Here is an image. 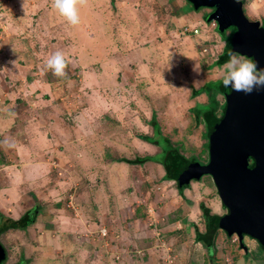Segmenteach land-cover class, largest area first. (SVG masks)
I'll use <instances>...</instances> for the list:
<instances>
[{"label":"rangeland","instance_id":"obj_1","mask_svg":"<svg viewBox=\"0 0 264 264\" xmlns=\"http://www.w3.org/2000/svg\"><path fill=\"white\" fill-rule=\"evenodd\" d=\"M239 1L263 24L264 0ZM23 3L0 0V196L9 202L0 208L21 219L26 195L40 213L37 224L0 237L6 264H264L248 237L249 254L224 231L213 256L196 242L202 202L227 213L210 176L181 196L162 166L121 162L160 154L143 139L155 136L152 121L184 157L209 161L205 122L192 112L206 97L194 92L223 76L214 64L225 42L206 21L208 9L185 0H88L71 26L51 0ZM88 17L107 30L101 51L80 60V48L99 42L82 33ZM56 51L70 61L66 78L45 66Z\"/></svg>","mask_w":264,"mask_h":264},{"label":"water","instance_id":"obj_2","mask_svg":"<svg viewBox=\"0 0 264 264\" xmlns=\"http://www.w3.org/2000/svg\"><path fill=\"white\" fill-rule=\"evenodd\" d=\"M187 1L196 10L214 8L207 22H217L223 40L231 29L229 54L235 52L264 69V24L248 19L243 1ZM223 94L228 102L223 118L207 122L209 162L190 163L180 157L177 182L184 193L203 177L212 178L227 210L217 228L237 236L247 254L246 237L264 246V88L245 94L223 87ZM37 221L33 217L29 227ZM6 261L7 251L0 244V264Z\"/></svg>","mask_w":264,"mask_h":264},{"label":"trees","instance_id":"obj_3","mask_svg":"<svg viewBox=\"0 0 264 264\" xmlns=\"http://www.w3.org/2000/svg\"><path fill=\"white\" fill-rule=\"evenodd\" d=\"M229 49H230V38L228 40L227 47L224 48L223 53L221 54L217 62H215L214 64L215 66H221V65L223 66L229 60L230 58ZM211 84H206L205 87L199 90H195L194 92L195 96L200 95V93L202 92H208L210 100H211V102L207 105L197 104V106L193 108L192 112L194 113L197 121L203 120L206 123L211 118L216 117L215 112L217 110V101L215 99V92L212 91ZM220 85H221L220 86L221 88L219 87L220 88L219 91L223 93V87H224L223 83L221 82ZM152 126L155 129V136L154 137H143V139L150 144L152 143L160 147L162 151L161 156L136 158L135 160L126 159V160H122L121 162H125L131 165H144L147 162H157V163H160L164 167L166 171V174H165L166 180L168 181L177 180L178 179L177 166L181 162L180 157H182L185 161H188V162H195L197 160L194 159V160L189 161L182 154H180L179 149L172 146L171 141L168 138L162 136L160 132V127L157 124V122L152 121ZM207 147L209 149V143L207 144ZM178 189H179L180 194L183 195V188L178 187ZM201 211L203 213L206 230L204 233H201L199 230H197L195 234L196 235L195 239H196V242L204 244L207 247V249L211 248V250H208V251H210L213 256L212 247L214 246L215 237L220 231L217 228V224H218L219 217L221 215L211 214L210 209L207 208L204 204H201ZM39 213H40V207L36 206L35 208L29 210L19 220L6 218L3 214H0V237L10 230H24L28 228L29 223L32 222L33 217H37ZM0 244L2 243L0 242ZM19 264H25V263L23 262Z\"/></svg>","mask_w":264,"mask_h":264},{"label":"clouds","instance_id":"obj_4","mask_svg":"<svg viewBox=\"0 0 264 264\" xmlns=\"http://www.w3.org/2000/svg\"><path fill=\"white\" fill-rule=\"evenodd\" d=\"M88 0H51V5L71 26L81 23L80 8L87 5ZM25 9V0L23 3ZM13 51L15 49L13 48ZM229 60L223 65V86L236 92L251 94L254 90L264 88V69L258 68L256 63L245 59L233 52L229 54ZM70 61L63 51H56L45 61L47 69L58 78H66L65 71ZM196 70V69H194Z\"/></svg>","mask_w":264,"mask_h":264},{"label":"flooded vegetation","instance_id":"obj_5","mask_svg":"<svg viewBox=\"0 0 264 264\" xmlns=\"http://www.w3.org/2000/svg\"><path fill=\"white\" fill-rule=\"evenodd\" d=\"M185 2H188L187 0H185ZM188 4H190L191 6H193L191 3H189L188 2ZM189 6V5H188ZM189 8H190V6H189ZM194 10H196L194 7H192ZM206 10V9H208L207 10V13H208V16H207V18L211 15V14H213L214 12H215V9L214 8H200V9H198V10H196L197 12H199V10L200 11H202V10ZM206 13V14H207ZM206 14L205 15H201V17H203L204 18V20H205V17H206ZM204 20H201V21H203L204 22ZM206 21H207V19H206ZM201 23V22H200ZM207 23V22H206ZM212 24H214L213 25V27H214V29H216V31L218 32V34L220 35V33H219V31H218V24H217V22L216 21H213L212 22ZM263 24H264V21H263ZM230 33H231V29L230 30H228L227 31V33H226V38H225V40H224V42H225V46H224V48L225 47H227V45H228V40H229V38H230ZM223 81V76L221 77V78H217V79H211V80H208L207 82H205L204 84H203V86L201 87V88H203V87H205L206 86V84H211V88H212V91H214L215 92V99H216V101H217V110H216V112H215V116L217 117V118H223V116H224V114H225V111H226V109H227V104H228V102H227V99H226V97H225V95L221 92V91H219L220 90V84H221V82ZM219 83V84H218ZM220 87V88H219ZM200 88V89H201ZM199 90V89H198ZM211 90V89H210ZM218 90V91H217ZM204 96V97H206V102H203V103H199L200 105H207V104H209L210 102H211V100H210V97H209V93L208 92H202V93H200V95H198V96ZM219 96H222L223 97V99H224V102H221L220 101V99H219ZM197 97V96H196ZM205 127H206V137H208V132H207V122L205 123ZM208 139V138H207ZM208 143H209V141H208ZM152 144V143H151ZM153 146H156V145H154V144H152ZM160 148V147H159ZM161 149V148H160ZM208 152H209V149H208ZM161 153H162V151L160 152V154L159 155H157L156 157H158V156H161ZM181 154V153H180ZM186 158V157H185ZM188 159V158H187ZM189 161L190 160H194L193 158L192 159H188ZM195 162H199V160H197V161H195ZM209 162V161H208ZM207 162V163H208ZM153 163H155V164H158V165H160V166H162L160 163H157V162H153ZM190 163H194V162H190ZM201 163V162H200ZM204 164V163H203ZM206 164V163H205ZM163 167V166H162ZM164 168V167H163ZM165 170V169H164ZM166 172V171H165ZM205 177H208V176H205ZM205 177H203L202 179H201V181L205 178ZM173 182H176L177 183V187H178V182H177V180H172ZM201 181H199L198 183H200ZM179 190V189H178ZM184 194V193H183ZM181 196H183V195H181ZM201 204H204V202H202ZM201 204H200V210H201ZM205 206H206V204H204ZM222 206H223V204H222ZM207 208H209L208 206H206ZM210 209V212H211V214H214V213H212V210H211V208H209ZM202 212V211H201ZM203 214V213H202ZM248 239H251V240H254V241H256L257 242V244H258V247L261 249H263V251H259V254H264V246L258 241V240H256V239H254V238H252V237H248ZM246 245V244H245ZM247 246V245H246ZM248 247V246H247ZM249 249V248H248ZM250 251V250H249ZM248 251V253L247 254H249L250 252ZM3 264H6V262H4Z\"/></svg>","mask_w":264,"mask_h":264},{"label":"crops","instance_id":"obj_6","mask_svg":"<svg viewBox=\"0 0 264 264\" xmlns=\"http://www.w3.org/2000/svg\"><path fill=\"white\" fill-rule=\"evenodd\" d=\"M92 1V0H91ZM88 18H90V22H84L85 23V29H83V26H82V33L85 35V38L87 39V40H93V39H95V38H99V37H101V35L99 34V33H101L102 31H105V30H107V29H102V31L101 32H98L97 31V29H96V27H90V25L93 23V20L91 19V17H88ZM201 20V19H200ZM200 23V22H199ZM101 42V38H99V42H97V43H95V44H91V43H86V45H85V48H80L79 49V51H77V53H79V56H80V60H81V55L85 58V59H87V60H89V59H93L94 58V56L97 54L95 51L96 50H99V51H101V49H99L97 46V44H99ZM93 45H95V46H93ZM91 47V50L89 49ZM88 51H92L91 53H89ZM93 52H94V54L95 55H93ZM104 52H105V50H104ZM91 64H93V63H91ZM30 173H33V172H30ZM45 179V178H44ZM46 180V179H45ZM197 184H199L198 182H197ZM34 187L33 188H35L36 187V189L38 188V185L36 184V185H33ZM27 191L26 192H32V191H30V189L28 190V189H26ZM39 194L41 195L42 193H40L39 192ZM43 195V194H42ZM39 198H41V196L39 197ZM25 200H27V203H28V208L27 209H25L24 210V213L25 212H27V211H29V210H31V209H33L34 208V206H35V204L33 205V202H34V199H33V202L31 201V198H29V196H26L25 195ZM205 201V200H204ZM207 201V200H206ZM206 203V202H205ZM6 204H9V202L3 197V196H0V207H4ZM207 206L209 205V204H206ZM208 207H212V206H208ZM216 207V206H215ZM0 213H5L3 210H1V208H0ZM216 214H218L217 212H216ZM4 215H6V216H8V214H4ZM20 216H22V215H20ZM10 219H14V220H19V217H15V216H8ZM205 230H206V227H205V222H204V224H202L201 225V228H200V231H203L202 233H204L205 232ZM9 232V231H8ZM221 232V230L218 232V233H220ZM220 235V234H219ZM252 247V246H251ZM254 247V246H253Z\"/></svg>","mask_w":264,"mask_h":264},{"label":"built area","instance_id":"obj_7","mask_svg":"<svg viewBox=\"0 0 264 264\" xmlns=\"http://www.w3.org/2000/svg\"><path fill=\"white\" fill-rule=\"evenodd\" d=\"M184 30H185V33L192 32V29H189V28H185ZM193 33L194 34H199V30L196 28V29L193 30Z\"/></svg>","mask_w":264,"mask_h":264}]
</instances>
